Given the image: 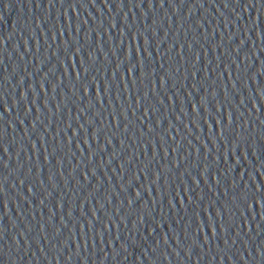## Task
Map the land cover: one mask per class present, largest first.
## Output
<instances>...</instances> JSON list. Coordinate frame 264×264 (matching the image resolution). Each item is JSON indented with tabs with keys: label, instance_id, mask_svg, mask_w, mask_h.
<instances>
[{
	"label": "water",
	"instance_id": "95a60500",
	"mask_svg": "<svg viewBox=\"0 0 264 264\" xmlns=\"http://www.w3.org/2000/svg\"><path fill=\"white\" fill-rule=\"evenodd\" d=\"M243 0H0V264H154Z\"/></svg>",
	"mask_w": 264,
	"mask_h": 264
}]
</instances>
